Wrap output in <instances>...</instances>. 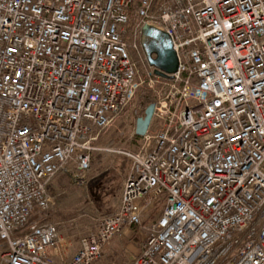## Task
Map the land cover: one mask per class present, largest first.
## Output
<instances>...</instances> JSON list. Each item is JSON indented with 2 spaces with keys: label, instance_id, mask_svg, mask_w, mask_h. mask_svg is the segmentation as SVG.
Here are the masks:
<instances>
[{
  "label": "built area",
  "instance_id": "obj_1",
  "mask_svg": "<svg viewBox=\"0 0 264 264\" xmlns=\"http://www.w3.org/2000/svg\"><path fill=\"white\" fill-rule=\"evenodd\" d=\"M145 25L170 36L174 80L149 66ZM133 54L161 85L153 119L122 152L119 208L66 258L57 224L21 231L140 97ZM135 228L130 264H264V0H0V264H96Z\"/></svg>",
  "mask_w": 264,
  "mask_h": 264
},
{
  "label": "rangeland",
  "instance_id": "obj_2",
  "mask_svg": "<svg viewBox=\"0 0 264 264\" xmlns=\"http://www.w3.org/2000/svg\"><path fill=\"white\" fill-rule=\"evenodd\" d=\"M133 57L143 82L140 97L101 134L87 172L70 168L68 173L60 174L53 181L50 193L54 203L45 212L36 211L21 233L44 223H54L58 225L59 239L71 241L75 246L93 230L94 217L111 214L119 208L124 181L132 165L131 159L122 152L133 153L139 148L141 141L135 134L137 119L144 116L148 100L154 103L155 95L161 89L160 84L150 82L149 68L138 56L133 54ZM72 171L75 173L70 175ZM143 224L146 226L149 222ZM140 230L135 228L130 235L116 237L96 264H130L145 239L146 233L138 232ZM64 246L69 249L67 243ZM2 248L0 242V251Z\"/></svg>",
  "mask_w": 264,
  "mask_h": 264
},
{
  "label": "water",
  "instance_id": "obj_3",
  "mask_svg": "<svg viewBox=\"0 0 264 264\" xmlns=\"http://www.w3.org/2000/svg\"><path fill=\"white\" fill-rule=\"evenodd\" d=\"M140 44L144 56L154 75L172 81L179 67V58L174 50L170 36L163 30L151 25H145L141 30ZM155 105L150 104L143 117L136 122L135 134L144 137L150 127L154 115Z\"/></svg>",
  "mask_w": 264,
  "mask_h": 264
},
{
  "label": "crops",
  "instance_id": "obj_4",
  "mask_svg": "<svg viewBox=\"0 0 264 264\" xmlns=\"http://www.w3.org/2000/svg\"><path fill=\"white\" fill-rule=\"evenodd\" d=\"M130 170H131V167H130ZM130 170H129L127 176L129 175ZM127 176H126V177H127ZM141 231H142V230H140V231H138V232H141ZM130 234H131V232H126V235H130ZM139 234H140V233H139ZM60 241H61V245H62V246H64L65 243H67V245H69V249L65 250V252H66V253H65V257H66V258L71 257V256L77 251V249L79 248V244H80V242L74 246V245H72V242H71V241L69 242V241H67V240H65V239H60ZM64 249H65V247H64L62 250H64ZM107 250H108V249H107ZM53 255H54V258H55L56 260H59V259L62 257L61 254H59L58 252H55V251H53Z\"/></svg>",
  "mask_w": 264,
  "mask_h": 264
},
{
  "label": "trees",
  "instance_id": "obj_5",
  "mask_svg": "<svg viewBox=\"0 0 264 264\" xmlns=\"http://www.w3.org/2000/svg\"><path fill=\"white\" fill-rule=\"evenodd\" d=\"M150 104H152V101L149 99L148 100V102H147V107L150 105ZM137 138H139L138 136H136ZM73 170V169H72ZM75 173V171H72L71 173H70V175H72V174H74ZM31 219V218H30Z\"/></svg>",
  "mask_w": 264,
  "mask_h": 264
}]
</instances>
